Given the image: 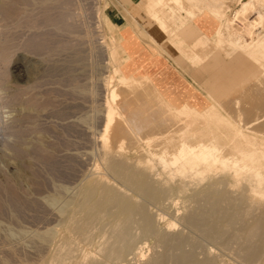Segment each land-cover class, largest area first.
<instances>
[{
	"label": "rangeland",
	"instance_id": "1",
	"mask_svg": "<svg viewBox=\"0 0 264 264\" xmlns=\"http://www.w3.org/2000/svg\"><path fill=\"white\" fill-rule=\"evenodd\" d=\"M114 8V0H0V264H57L59 243L68 239L70 262L83 249L89 255L84 264H264V198L250 192L243 175L197 165L195 177L187 168L171 177L140 137L121 139L118 148L117 125L129 127L110 99V91L123 83L111 55L113 38L116 50L122 42L136 45L125 58L146 55L139 65L149 78L136 93L169 83L181 106L195 99L203 112L224 117L251 138L262 137L223 109L204 80L198 91L154 49L142 47L141 38L157 45L132 19L131 28H115ZM193 10L185 17L206 20L210 12ZM196 55L191 68L203 63ZM155 62L160 63L153 74ZM214 62L216 70L220 64ZM108 108L118 118L105 134ZM107 136L113 152L103 146ZM169 138L157 140V148L171 144ZM113 162L123 169H111ZM148 163L153 167L147 169ZM124 171L144 173L150 192H136L127 178H119ZM7 184L20 197L7 198ZM90 188L99 189L102 206H92L88 219L94 210L97 217L88 220L79 210ZM107 190L117 197H104ZM127 212L132 217L117 239L113 228ZM86 220L90 232L82 238L76 232Z\"/></svg>",
	"mask_w": 264,
	"mask_h": 264
},
{
	"label": "bare ground",
	"instance_id": "2",
	"mask_svg": "<svg viewBox=\"0 0 264 264\" xmlns=\"http://www.w3.org/2000/svg\"><path fill=\"white\" fill-rule=\"evenodd\" d=\"M164 1L162 4L165 3ZM162 4H159L157 0H141L139 5L146 18L150 22H154L157 29L165 35H174L176 34L175 31H179L191 22H196L201 26L204 34L199 48L196 49V54H200L201 62H206L215 55V60L220 64L207 84L213 98L220 102L223 109L229 111L230 114L232 113L233 118L238 123L243 125L245 123L244 126H247V124L253 126L254 128L250 127L251 130L261 133L262 139L251 138L243 134L242 131L236 130L229 125L224 117L203 112L201 108L197 107V103H194L195 99L193 102L188 100L181 106L178 96L171 92L169 83H160L159 87L154 85L145 91L147 93L144 95L142 90H140L142 93L140 91L136 93L137 90L144 89L142 86L147 84L149 74L139 65L140 62L136 56L133 58L131 55L127 58L123 56L125 52H128L127 45L130 43L122 42L116 50L115 46L117 44L112 36L114 47L111 55L118 60L115 69L117 72H123V75H121L123 83H121V87L111 88L110 99L122 113L123 122L129 127L125 128L123 124L117 125L116 136H114L118 140L120 139L118 143L121 142V144L118 145V148L121 149L124 144L121 139L132 142L133 136L136 135L147 142L151 147L152 154L160 160L161 167L166 169L171 177L176 171L184 168L189 169L192 177H195L197 172L194 171V167L197 165L206 167L205 169L208 170L211 168L234 169L235 172L233 173L244 176L250 187V192L254 196L264 198V0H168L167 4ZM170 5L176 9L173 10ZM202 8L210 10L209 14L204 15L206 20H202V18L195 20L194 17L186 18V15L191 14V10L197 9V12L200 13ZM182 12L185 13L184 16H182ZM203 14L205 13L203 12ZM216 21L221 24L219 29H216ZM115 37L118 38L119 36L115 35ZM31 61L28 60L29 63ZM126 61H128V67L130 68L124 67L126 64L123 63H126ZM130 69L132 75L128 74ZM20 82L23 83L24 80L20 79ZM116 118L118 116L114 110L108 108L105 134L113 126ZM107 137L103 140V146L107 152H113L114 149H111L109 144L111 143L109 141L110 136ZM114 138L111 140L114 141ZM160 138H169L168 142L171 144L157 148L156 143ZM149 163L147 169H150L148 168L151 165ZM120 166L122 164L117 162L112 164L111 169L115 167L122 170L123 166L122 168ZM144 175V173L135 175L130 171L127 173L124 171L118 177L124 176V179L127 178L126 180L133 185L136 192L139 191L144 195V193L150 192L149 188L145 186L147 177L145 178ZM12 189L10 187L4 191V194L10 200L19 196H16L17 193ZM100 195L99 189L96 188L88 193V197L86 195V203L79 210L80 215L82 213L81 216L88 219L91 213L88 212L92 209V206L98 207V209L101 208ZM104 195V197L109 196L110 199L117 197H115L116 193L114 195L112 191L108 190ZM94 212L97 215L98 212L95 210ZM128 212L124 221L113 228L117 230V233L114 231L116 235H111L117 239L125 234L123 229L120 230L121 225L124 224L125 227H122L124 229L129 225L127 222H130L128 219H131L132 215L130 214L132 213ZM95 214L93 215L96 218ZM76 221L79 220L76 219ZM87 223L86 220L84 225L77 228L76 233L79 236L81 235L82 238L88 235L86 234V231L89 230H86ZM120 231L123 233L120 234ZM252 232L256 231L252 230ZM68 240L59 243L58 250L56 249L59 254V256L57 255V264H84L86 260L88 261L89 255L82 249L75 259L76 262L75 260L70 262L72 254ZM116 241L114 240L112 243ZM79 250L74 251L78 253Z\"/></svg>",
	"mask_w": 264,
	"mask_h": 264
},
{
	"label": "crops",
	"instance_id": "3",
	"mask_svg": "<svg viewBox=\"0 0 264 264\" xmlns=\"http://www.w3.org/2000/svg\"><path fill=\"white\" fill-rule=\"evenodd\" d=\"M117 4V8H114L113 24L118 30H124L131 28V19L137 24L138 28L148 37H151L157 46H152L146 38H141L140 42L142 47L149 49L151 47L163 58H165L167 64L172 66L175 72L189 85L195 87L198 91V86L203 83V86H207L209 78L213 74L214 60L209 58L206 62L199 63L194 68L190 67L191 61L197 58L196 49L199 48L204 31L201 26L196 22H191L184 28L180 29L174 35H165L160 30L155 28L153 24L140 12H138L136 6L141 0H114ZM121 37V34H119ZM125 37H128L127 35ZM128 40V39H127ZM132 49L136 47L134 42L130 41ZM127 44V43H126ZM138 61L142 63L146 59V55L140 54L136 56ZM158 63L155 62L149 69V72L155 74V69L158 67ZM144 70V69H143ZM148 72V70H144ZM203 71V72H202ZM206 78L204 79V75ZM202 80H204L202 82ZM202 90V89H201Z\"/></svg>",
	"mask_w": 264,
	"mask_h": 264
}]
</instances>
